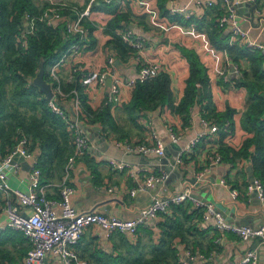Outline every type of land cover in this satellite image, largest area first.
<instances>
[{"label":"crops","instance_id":"crops-1","mask_svg":"<svg viewBox=\"0 0 264 264\" xmlns=\"http://www.w3.org/2000/svg\"><path fill=\"white\" fill-rule=\"evenodd\" d=\"M31 1L38 7L47 1L55 5L76 6L83 10L90 7L95 0ZM130 3V24L127 27L144 37L146 43L141 51L120 56L110 42L112 34L109 29L97 20L94 23L95 28L89 34L87 47L66 60L57 70L60 86H64L74 81L78 74L72 71L73 66L80 68L81 72L87 74L83 77V83L81 76L79 79L83 85L85 104L93 110H100L105 105L109 106V121L87 124L82 119L83 126L90 128L91 131L88 133L85 131L89 143L88 152L75 160L68 176V182L75 187V194L72 197L74 207L78 210L92 209L91 201L101 195L99 190L105 189L107 197L117 199L110 202L109 213L123 218H131L137 210L148 204L153 196H166L180 191L183 187L188 186V178L192 177L195 171L199 172L209 167V171L202 176L201 182L193 185V194L200 200L212 202L228 222L257 226L262 221V214L256 196L252 192L247 193L246 191V184L250 182V171L247 169L250 167L248 159L236 158L234 163L220 159L221 162L214 163V158L219 157V145L216 143L217 132L206 134V137L201 139L191 152H184L181 163L176 164L175 162L178 150L184 148L195 133L204 130L198 106L192 108L190 125L187 127H181L180 119L163 109H156L145 116H140L137 118L138 124L135 125L124 109V105L131 98V90L125 85H121L117 93L110 92V87L116 79L135 77L142 64L159 62L163 66V71H166L171 78V89L177 101L185 86L184 80L188 73V66L176 44L194 48L208 66L210 77L214 82L212 94L216 110H224L226 106L236 109L234 136L226 138L225 141L235 148L238 141L247 135L240 124V117L248 102L245 89L232 86L230 80H227L230 82V86L220 83L222 75H226L229 79L230 76L238 74V72H231L232 64L226 54L214 49L205 32L198 30L192 24L171 22L159 10L158 0H138ZM251 5H255L253 10H251ZM166 7L169 9V14L179 13L186 19L189 17L200 18L204 15L206 18L214 17V20H217L224 11L221 0H214V5L206 9H203L201 4H197L196 0H167ZM236 15L249 38L264 46V0L239 5ZM60 16L52 18L53 22L64 21L65 16ZM26 23L28 26V22ZM122 29L116 28V31L119 32ZM225 30L231 34L230 29ZM232 39L239 40L233 35ZM110 57L114 59L112 65L108 63ZM116 61L118 62L116 63ZM99 74L105 77L104 85L99 84L96 80V76ZM108 77H112L110 86L107 85ZM67 95V92H63L59 102L67 111H71L73 99L72 97L68 98ZM169 124L173 126V132L179 137L177 142L170 140ZM151 128L158 133L165 144L164 157L139 155L138 158L127 159L115 144L143 140ZM69 144L72 147L70 137ZM37 153L36 150L30 151V157L20 159L18 171L7 180L11 187L23 190L28 187V169L34 159L38 163ZM134 155L137 154L131 156ZM120 162L127 163L123 170L114 168V163ZM160 167L169 170V177L164 183H157L150 189L137 192L134 195L129 194V190L135 185L136 180H142L148 174L158 172ZM131 171L137 173L133 174ZM63 173L64 168L60 179H54L49 183L43 184L41 180L47 192L53 197L58 195V184ZM219 179H224L230 187L238 189L239 198L235 203L228 196V188L218 183ZM109 188H111L110 191ZM2 200L0 193V225L5 219L4 213L1 211ZM166 213H161L156 219L149 220L144 224L150 229V236L143 231L139 233L138 238L144 244L145 251L149 252L151 244L157 242L158 223L161 215ZM192 223L197 225V229L188 234V241L184 243L177 237L173 243L178 252L193 250L195 258L191 260V264H235L247 248L256 246L259 257L257 264H264V248L257 245V239L243 241L235 233L220 232L216 229L213 220L204 221L203 217L201 221L193 218ZM128 240L126 236L119 233L106 237L102 229L93 225L89 226L76 244L75 250L79 259L77 264H95V257L91 256L95 250L116 254L115 249H122L123 242L128 243ZM25 243L28 246V242ZM168 260L169 264H178L170 258ZM45 264H62V262L58 255H54L49 257Z\"/></svg>","mask_w":264,"mask_h":264},{"label":"trees","instance_id":"trees-1","mask_svg":"<svg viewBox=\"0 0 264 264\" xmlns=\"http://www.w3.org/2000/svg\"><path fill=\"white\" fill-rule=\"evenodd\" d=\"M130 2L95 0L89 7L88 17L83 20L89 34L97 20L103 23L112 34L110 42L122 57L135 52L116 31V28L130 24ZM166 2L158 0L163 15L171 22L192 24L204 31L210 45L224 52L229 62L238 68V74L230 76L229 80L232 86L246 91L248 102L240 117V124L247 135L238 141L235 148L225 141L234 136L236 109L226 106L224 110H216L212 94L214 82L208 66L194 48L180 44H176L177 48L188 66L181 97L176 101L171 78L166 71H162L135 84L130 100L124 105L126 113L137 125L140 116L163 109L177 116L181 127H187L190 125L192 108L198 106L200 116L217 126L216 143L219 145L220 159L229 163H234L236 158L248 159L253 176L264 185V67L261 51L240 40H233V34L219 28L214 17L206 18L203 15L186 19L179 13L169 14ZM47 7L55 6L47 1L38 7L31 0H0V158L25 137L26 148L29 151L38 150L37 166L41 170L43 184L60 179L67 157L73 151L64 122L50 109L48 100L32 83L40 58L44 59L43 79L51 82L50 67L75 40V36L66 32L65 19L55 23L53 16L41 18ZM59 13L72 17V11L67 8L59 9ZM79 79L80 74H77L70 84L61 85V90L72 99L75 95L71 90H76L77 99L85 112L82 119L87 124L109 121L108 105L93 110L85 104L83 85ZM220 83L230 86V82L222 77ZM57 98L61 100L60 96ZM47 195L53 197L48 192ZM202 214L203 208L193 207L191 201L172 205L166 214L161 215L159 236L157 242L151 244L149 252L145 251L144 244L138 238L135 243L124 241L122 249H115L116 254L95 250L91 256L95 257V264H169V258L177 262L178 250L173 244L174 239L178 237L186 243L188 234L197 229V225L192 223L193 218L201 221ZM142 231L151 235L147 225L139 227V232ZM26 241L19 231L10 228L0 230V264H20L29 249Z\"/></svg>","mask_w":264,"mask_h":264},{"label":"built area","instance_id":"built-area-1","mask_svg":"<svg viewBox=\"0 0 264 264\" xmlns=\"http://www.w3.org/2000/svg\"><path fill=\"white\" fill-rule=\"evenodd\" d=\"M110 0H106L109 2ZM132 2L138 0H130ZM257 0H221L224 11L217 19V25L221 29H230L233 37L245 42L252 48L260 49L262 53V63L264 65V46L253 42L247 31L240 25L236 9L239 5L245 3H254ZM203 9L214 5V0H196ZM47 7L41 18L53 16L61 17L59 9L67 8L72 11V17L65 16V29L68 35L75 36V40L61 53L58 60L50 67V78L52 84L53 96L48 99L50 109L60 117L69 132L73 151L67 157L64 165V173L58 184V195L50 197L47 195L45 186L41 183V170L34 159L28 169V187L26 189L13 188L7 180L18 171L21 158L30 157V151L26 148L27 140L22 137L18 140L13 149L4 157L0 158V193L2 195L1 211L4 213V222L0 225V230L10 228L23 233L29 249L23 256L20 264H45L49 257L58 255L62 264H77L79 259L76 255V244L78 243L84 230L89 226H96L102 229L106 237L114 233L126 236L130 242H135L139 236V227L144 226L149 220L156 219L161 213H166L172 205H178L185 201H191L194 207L203 208V219L213 220L214 225L220 232L235 233L241 240L248 241L257 239V245L264 248V185L258 179L253 177L252 181L246 184L247 193H253L259 201V207L262 214V221L257 226H249L228 222L223 213L210 201H203L193 194V185L200 183L202 176L209 171L204 168L202 171L193 173L194 182H187L188 186L180 191L168 194L166 196H153L148 204L136 211L131 218H123L116 214L105 213L98 209L78 210L74 207L72 197L75 194V187L68 182L69 172L72 170L75 160L88 152V138L82 124L84 112L80 107L75 89L72 93L73 108L67 111L59 102L57 96L62 97L60 82L57 76L58 67L70 57L86 48L89 43V29L83 23L85 17L89 15V7L79 9L76 6L67 7L64 4ZM172 11V10H171ZM204 11V10H203ZM184 13V12H183ZM123 41L132 49L141 51L145 46V39L142 35L136 34L132 28L124 27L117 32ZM114 59H108L109 65L113 64ZM233 72H238V68L233 65ZM73 72H77L83 77L87 74L80 71V68L73 66ZM163 71V66L159 62L142 64L135 77H122L116 79L110 87V92L115 94L121 85H125L130 90L137 82H142L154 77ZM89 74V73H88ZM89 76V75H88ZM223 80L227 81L226 75H222ZM99 84L104 85L105 77L102 74L96 76ZM111 100V98L109 97ZM201 123L204 130L197 132L187 142L184 148H180L175 155V162L179 164L183 160L184 152H191L197 143L206 134H215L217 126L203 117ZM150 127H152L150 125ZM169 137L173 142H177L179 137L173 132V126H168ZM116 146L124 155H150L155 157H164L165 144L160 139L158 133L151 128L147 137L135 142H117ZM37 152L38 150L35 149ZM220 157L214 158V163H218ZM127 163H114V168L123 170ZM136 174V171H131ZM169 177V170L160 167L158 172L148 174L142 180H136L135 185L129 190L130 195L140 191H146L157 183H164ZM218 183L228 188L229 198L236 202L239 198V191L235 187H230L224 179H219ZM111 188H109V191ZM200 256V255H199ZM195 255L185 250L182 253L177 252V262L180 264H191ZM259 260L258 248L249 247L245 250L242 257L235 264H257ZM166 264V263H161Z\"/></svg>","mask_w":264,"mask_h":264},{"label":"water","instance_id":"water-1","mask_svg":"<svg viewBox=\"0 0 264 264\" xmlns=\"http://www.w3.org/2000/svg\"><path fill=\"white\" fill-rule=\"evenodd\" d=\"M255 7V5H251V10H253ZM25 28L27 29V23H25ZM118 61H116L117 63ZM230 70L231 72H233L234 67L233 64L230 66ZM43 75H44V59L40 58L39 62H38V70L36 75L33 77L32 79V83L34 85H36L38 87V90L40 93L43 94V96L48 100L53 96V91H52V84L48 81H45L43 79ZM111 81H112V77H108L107 80V85L110 86L111 85ZM84 130L88 133L91 131L90 128L85 127L84 126ZM131 157H139V155H126L127 159H130ZM250 171V180L252 181L253 179V173L250 167L247 168ZM195 177H189L188 181L189 182H194ZM101 193V195H99L97 198H95L94 200L91 201V206L92 209H96L98 208L99 211H103L105 213H109L110 212V202L117 200L116 198L113 197H107L105 189L103 190H99Z\"/></svg>","mask_w":264,"mask_h":264},{"label":"rangeland","instance_id":"rangeland-1","mask_svg":"<svg viewBox=\"0 0 264 264\" xmlns=\"http://www.w3.org/2000/svg\"><path fill=\"white\" fill-rule=\"evenodd\" d=\"M140 233V232H139Z\"/></svg>","mask_w":264,"mask_h":264}]
</instances>
